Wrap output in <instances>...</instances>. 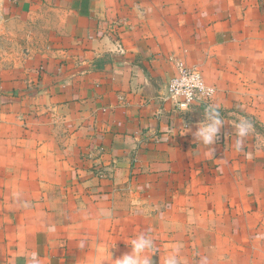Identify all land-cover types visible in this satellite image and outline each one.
Instances as JSON below:
<instances>
[{"label":"crops","instance_id":"0c3cea01","mask_svg":"<svg viewBox=\"0 0 264 264\" xmlns=\"http://www.w3.org/2000/svg\"><path fill=\"white\" fill-rule=\"evenodd\" d=\"M180 61L216 89L213 157L205 107L163 102ZM141 233L153 264H264V0H4L0 264H112Z\"/></svg>","mask_w":264,"mask_h":264},{"label":"clouds","instance_id":"9594fccd","mask_svg":"<svg viewBox=\"0 0 264 264\" xmlns=\"http://www.w3.org/2000/svg\"><path fill=\"white\" fill-rule=\"evenodd\" d=\"M201 93L211 97L214 94V89L201 85ZM181 108L187 111L188 105L183 104ZM233 123L236 132L235 147L237 150H240L243 145L244 137L252 131L253 126L251 122L245 118H240L239 121H234ZM224 125L225 121L220 114L219 107L209 103L205 108L204 118L198 124L193 135L195 141L202 143L212 157L214 156V149L211 146L216 143ZM188 131H191V129L188 128ZM83 246L84 242L82 241L80 247ZM128 246L130 247V251L114 260L112 258V264H153V256L156 255L157 250L153 239L149 235L145 233L137 235L135 238L131 239L130 245ZM164 264H180L178 250L169 253L164 259ZM199 264H207V258L202 257Z\"/></svg>","mask_w":264,"mask_h":264},{"label":"built area","instance_id":"2783aa9c","mask_svg":"<svg viewBox=\"0 0 264 264\" xmlns=\"http://www.w3.org/2000/svg\"><path fill=\"white\" fill-rule=\"evenodd\" d=\"M4 0H0V7ZM201 85L214 89V94L209 97L201 93ZM216 95V89L207 85L202 72L195 66L187 65L180 61L176 63V74L167 83L163 102L171 104L176 112H187L194 105H203L205 108ZM187 104L188 110L185 111L181 105Z\"/></svg>","mask_w":264,"mask_h":264}]
</instances>
